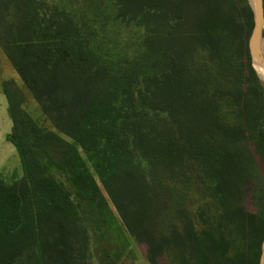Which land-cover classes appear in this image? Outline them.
I'll return each mask as SVG.
<instances>
[{"label":"trees","instance_id":"16d2710c","mask_svg":"<svg viewBox=\"0 0 264 264\" xmlns=\"http://www.w3.org/2000/svg\"><path fill=\"white\" fill-rule=\"evenodd\" d=\"M249 0H0L23 176L0 264H261L264 82ZM35 256L32 257V253Z\"/></svg>","mask_w":264,"mask_h":264},{"label":"rangeland","instance_id":"374dc122","mask_svg":"<svg viewBox=\"0 0 264 264\" xmlns=\"http://www.w3.org/2000/svg\"><path fill=\"white\" fill-rule=\"evenodd\" d=\"M73 4L80 5L84 0H66ZM264 48V38H263ZM7 79H14L17 84L22 88L26 96L25 108L38 120L49 126L50 122L42 113L38 103L33 96L24 87L21 79L13 69L10 61L4 54L0 47V175L7 179L13 180L23 176V167L20 156L16 148L6 141V134L11 131L13 122L8 112V102L2 92V82ZM32 257L35 256L33 252ZM125 262L127 264H151L145 256V251L142 247L136 246L135 256H126ZM42 264H49L46 260ZM161 264H168L163 260Z\"/></svg>","mask_w":264,"mask_h":264},{"label":"water","instance_id":"95a60500","mask_svg":"<svg viewBox=\"0 0 264 264\" xmlns=\"http://www.w3.org/2000/svg\"><path fill=\"white\" fill-rule=\"evenodd\" d=\"M254 11V27L249 39V49L254 67L264 82V75L258 68L264 71V0H249ZM261 264H264V255Z\"/></svg>","mask_w":264,"mask_h":264},{"label":"bare ground","instance_id":"6f19581e","mask_svg":"<svg viewBox=\"0 0 264 264\" xmlns=\"http://www.w3.org/2000/svg\"><path fill=\"white\" fill-rule=\"evenodd\" d=\"M259 72L264 75V71L262 69L258 68Z\"/></svg>","mask_w":264,"mask_h":264}]
</instances>
